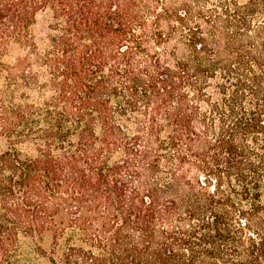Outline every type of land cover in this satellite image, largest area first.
<instances>
[{
	"label": "trees",
	"instance_id": "1",
	"mask_svg": "<svg viewBox=\"0 0 264 264\" xmlns=\"http://www.w3.org/2000/svg\"><path fill=\"white\" fill-rule=\"evenodd\" d=\"M0 264H264V0H0Z\"/></svg>",
	"mask_w": 264,
	"mask_h": 264
},
{
	"label": "rangeland",
	"instance_id": "2",
	"mask_svg": "<svg viewBox=\"0 0 264 264\" xmlns=\"http://www.w3.org/2000/svg\"><path fill=\"white\" fill-rule=\"evenodd\" d=\"M50 17L48 12L40 11L36 14L34 23L31 26V34L39 48H43L48 42V35L51 33L49 29Z\"/></svg>",
	"mask_w": 264,
	"mask_h": 264
}]
</instances>
